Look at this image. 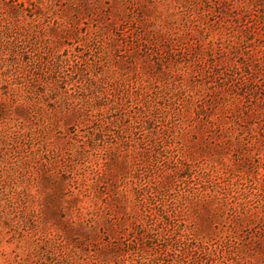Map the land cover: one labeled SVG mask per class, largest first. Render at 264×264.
Returning <instances> with one entry per match:
<instances>
[{
	"label": "rangeland",
	"instance_id": "obj_1",
	"mask_svg": "<svg viewBox=\"0 0 264 264\" xmlns=\"http://www.w3.org/2000/svg\"><path fill=\"white\" fill-rule=\"evenodd\" d=\"M0 264H264V0H0Z\"/></svg>",
	"mask_w": 264,
	"mask_h": 264
}]
</instances>
